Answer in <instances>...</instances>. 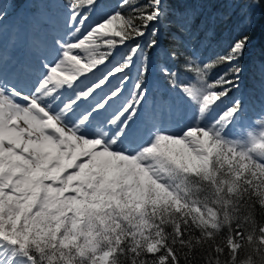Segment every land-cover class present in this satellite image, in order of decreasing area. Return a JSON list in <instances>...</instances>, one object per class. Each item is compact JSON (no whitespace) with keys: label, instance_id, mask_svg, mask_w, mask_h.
<instances>
[{"label":"snow or ice","instance_id":"6c2138e0","mask_svg":"<svg viewBox=\"0 0 264 264\" xmlns=\"http://www.w3.org/2000/svg\"><path fill=\"white\" fill-rule=\"evenodd\" d=\"M260 2L37 0L0 43V264H264V66L259 112L233 95Z\"/></svg>","mask_w":264,"mask_h":264},{"label":"rangeland","instance_id":"374dc122","mask_svg":"<svg viewBox=\"0 0 264 264\" xmlns=\"http://www.w3.org/2000/svg\"><path fill=\"white\" fill-rule=\"evenodd\" d=\"M178 1V0H177ZM186 3L189 0H183ZM21 0H0V4L4 7V19L2 23H0V43H2L4 52L6 55H15L22 56L24 54V49L22 46L18 45L16 48L11 46L10 41L24 28L27 27L28 21L31 19L35 9L30 8V6L34 5L37 0H29V8L33 11H26V6L23 8H19ZM176 2V1H175ZM203 3L202 1H199ZM206 4V2H205ZM26 11V12H25ZM254 11V8H253ZM213 18V15L211 16ZM209 18V16H208ZM227 35V33L225 34ZM162 46L160 44V49ZM248 62V60H247ZM242 63L240 61V66L244 71L241 75L240 86L238 91H234L235 97H243L247 103L249 108V114H254L259 112L261 105V82L260 79H254V72L251 71L254 67L253 64ZM159 64V63H157ZM258 69V67H257ZM183 70V69H181ZM212 75V74H211ZM213 76V75H212ZM183 77V72H182ZM214 77V76H213ZM248 82L254 83L255 87L250 89L247 87ZM160 84L159 81H154V87H157ZM259 126L253 131H259Z\"/></svg>","mask_w":264,"mask_h":264},{"label":"trees","instance_id":"16d2710c","mask_svg":"<svg viewBox=\"0 0 264 264\" xmlns=\"http://www.w3.org/2000/svg\"><path fill=\"white\" fill-rule=\"evenodd\" d=\"M28 0H21L19 8H23L25 6V2ZM176 1V2H175ZM204 4L206 2V6L203 9H200L202 15L198 17V22L200 19L211 22L214 19L219 18L222 15L227 14L229 11H232L226 7L229 2H234V0H199ZM169 3L175 4H183L186 3L183 0H168ZM194 2V0H189L188 3ZM33 8V5L30 6ZM30 9V10H31ZM32 11V10H31ZM251 16L253 18V24L250 27V30L247 31V35L249 36V45L246 49L245 55L241 58L242 63L253 64L254 67L251 71L254 72V79H260V69L261 66H264V2L258 3L256 7L250 9ZM213 15V18L211 17ZM209 16V18H208ZM237 19L236 14H233V20ZM235 27V25H234ZM242 30V29H240ZM226 34V33H225ZM161 45L168 51L171 49L172 44L169 38V35L166 31H162L161 37ZM159 52V51H158ZM164 52L160 51L159 56L156 59V63L164 62ZM179 68V65L176 66ZM258 67V69H257ZM181 75L183 70H181ZM223 71V67L215 69L211 74L215 76L217 72ZM248 88L252 89L255 87L254 83L248 82ZM235 93H233L234 95Z\"/></svg>","mask_w":264,"mask_h":264},{"label":"bare ground","instance_id":"6f19581e","mask_svg":"<svg viewBox=\"0 0 264 264\" xmlns=\"http://www.w3.org/2000/svg\"><path fill=\"white\" fill-rule=\"evenodd\" d=\"M25 4H26L25 6H26V8H27L26 11L30 12L31 10H30V8H29V0L26 1ZM26 11H25V12H26ZM32 12H33V11H32ZM160 37H161V36H160ZM160 44H161V40H160ZM161 46H162V45H161ZM158 51H159V52H160V51L166 52L167 50L164 48V46H162V49H161V50H158Z\"/></svg>","mask_w":264,"mask_h":264}]
</instances>
